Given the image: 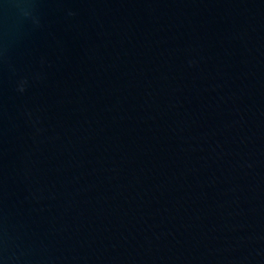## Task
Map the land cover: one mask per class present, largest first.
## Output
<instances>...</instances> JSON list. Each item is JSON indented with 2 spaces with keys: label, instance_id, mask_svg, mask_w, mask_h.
<instances>
[{
  "label": "water",
  "instance_id": "water-1",
  "mask_svg": "<svg viewBox=\"0 0 264 264\" xmlns=\"http://www.w3.org/2000/svg\"><path fill=\"white\" fill-rule=\"evenodd\" d=\"M0 264H264V0H0Z\"/></svg>",
  "mask_w": 264,
  "mask_h": 264
}]
</instances>
